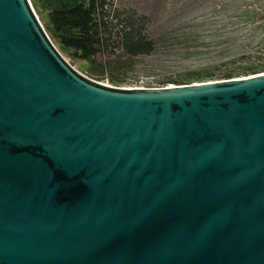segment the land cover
<instances>
[{"label":"water","instance_id":"obj_1","mask_svg":"<svg viewBox=\"0 0 264 264\" xmlns=\"http://www.w3.org/2000/svg\"><path fill=\"white\" fill-rule=\"evenodd\" d=\"M0 264H264V73L107 87L0 0Z\"/></svg>","mask_w":264,"mask_h":264},{"label":"trees","instance_id":"obj_2","mask_svg":"<svg viewBox=\"0 0 264 264\" xmlns=\"http://www.w3.org/2000/svg\"><path fill=\"white\" fill-rule=\"evenodd\" d=\"M31 1L59 51L84 62L90 75L113 84L122 83L113 76L124 75L136 59L166 51H175L184 61L222 64L225 70L216 80L264 73V0H179L189 10L169 19L118 7L114 0ZM210 8L218 16H205ZM189 11L196 16H185ZM203 79L190 74L159 84Z\"/></svg>","mask_w":264,"mask_h":264},{"label":"rangeland","instance_id":"obj_3","mask_svg":"<svg viewBox=\"0 0 264 264\" xmlns=\"http://www.w3.org/2000/svg\"><path fill=\"white\" fill-rule=\"evenodd\" d=\"M29 1L39 22L41 23L42 16L38 13L37 9L33 7V1ZM114 3L118 7L132 6L136 8L140 13H146L148 14V16H166L165 19H169L171 18V16H184L181 15L183 11L189 10H185L183 5L179 4V0H114ZM164 4L166 5L164 6ZM216 12L217 9L214 10L213 8H210L206 11L205 16H218ZM185 16L196 15L189 11V13ZM51 42L59 51L58 46L53 41ZM60 54L79 74L104 86L117 89L162 88L159 84V82H161L162 80L170 78H183L190 74L193 76H202L203 78H205L202 82L219 81L216 80V78L221 72L225 70V67L222 64L217 63L213 60L184 61L180 56H177L175 54V51H166L157 53L150 57L136 59L132 66L125 69L124 75L122 74L113 76L114 80H121L122 83L113 84L107 79H97L93 75H90L87 72V65L84 62L73 60L66 54H63L61 52Z\"/></svg>","mask_w":264,"mask_h":264}]
</instances>
